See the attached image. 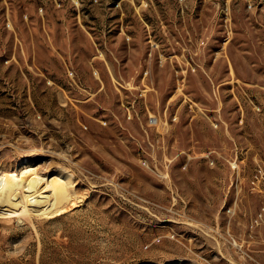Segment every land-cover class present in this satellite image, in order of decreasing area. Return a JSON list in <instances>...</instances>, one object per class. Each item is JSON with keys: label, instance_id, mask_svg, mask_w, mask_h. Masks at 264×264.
<instances>
[{"label": "rangeland", "instance_id": "1", "mask_svg": "<svg viewBox=\"0 0 264 264\" xmlns=\"http://www.w3.org/2000/svg\"><path fill=\"white\" fill-rule=\"evenodd\" d=\"M0 180V264H264V0H0Z\"/></svg>", "mask_w": 264, "mask_h": 264}, {"label": "bare ground", "instance_id": "2", "mask_svg": "<svg viewBox=\"0 0 264 264\" xmlns=\"http://www.w3.org/2000/svg\"><path fill=\"white\" fill-rule=\"evenodd\" d=\"M32 188L29 184L17 189L13 183L0 180V216H19L20 214L51 215L62 210V206L71 200L68 194H28ZM185 262V261H184ZM176 263H179L176 262ZM142 264H157L145 262Z\"/></svg>", "mask_w": 264, "mask_h": 264}]
</instances>
